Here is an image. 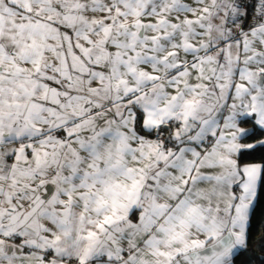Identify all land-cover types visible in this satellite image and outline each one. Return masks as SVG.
<instances>
[{"label": "snow or ice", "instance_id": "6c2138e0", "mask_svg": "<svg viewBox=\"0 0 264 264\" xmlns=\"http://www.w3.org/2000/svg\"><path fill=\"white\" fill-rule=\"evenodd\" d=\"M0 264H264V0H0Z\"/></svg>", "mask_w": 264, "mask_h": 264}]
</instances>
